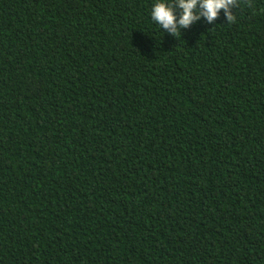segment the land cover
Returning a JSON list of instances; mask_svg holds the SVG:
<instances>
[{"label":"trees","instance_id":"1","mask_svg":"<svg viewBox=\"0 0 264 264\" xmlns=\"http://www.w3.org/2000/svg\"><path fill=\"white\" fill-rule=\"evenodd\" d=\"M154 2L0 0V264H264V0Z\"/></svg>","mask_w":264,"mask_h":264},{"label":"clouds","instance_id":"2","mask_svg":"<svg viewBox=\"0 0 264 264\" xmlns=\"http://www.w3.org/2000/svg\"><path fill=\"white\" fill-rule=\"evenodd\" d=\"M242 5L254 7V0H155L151 19L170 35L180 37L182 28H189L202 17L207 23H214L221 10L227 23H234L236 9Z\"/></svg>","mask_w":264,"mask_h":264}]
</instances>
